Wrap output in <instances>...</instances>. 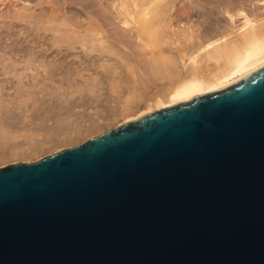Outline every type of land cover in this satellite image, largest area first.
Here are the masks:
<instances>
[{
  "label": "water",
  "instance_id": "1",
  "mask_svg": "<svg viewBox=\"0 0 264 264\" xmlns=\"http://www.w3.org/2000/svg\"><path fill=\"white\" fill-rule=\"evenodd\" d=\"M0 264H264V65L0 167Z\"/></svg>",
  "mask_w": 264,
  "mask_h": 264
},
{
  "label": "bare ground",
  "instance_id": "2",
  "mask_svg": "<svg viewBox=\"0 0 264 264\" xmlns=\"http://www.w3.org/2000/svg\"><path fill=\"white\" fill-rule=\"evenodd\" d=\"M258 2L264 7V0H37L38 11L2 8L1 16L24 19L22 32L32 33L39 49L11 39L17 25L2 22L0 139L11 135L10 118L2 115L11 106L20 109L27 135H41L28 142L30 148L60 133L73 142L100 129L96 121L82 124L81 110L70 125L34 133L40 129L35 120L48 113L59 120L60 111L92 105V115H101V106L111 116L138 99L152 110L236 82L264 65V9ZM83 9L92 18L79 19ZM6 52L30 57L17 68L6 63L12 60ZM88 52L92 68L80 66Z\"/></svg>",
  "mask_w": 264,
  "mask_h": 264
},
{
  "label": "rangeland",
  "instance_id": "3",
  "mask_svg": "<svg viewBox=\"0 0 264 264\" xmlns=\"http://www.w3.org/2000/svg\"><path fill=\"white\" fill-rule=\"evenodd\" d=\"M36 2H37V0H0V10L2 8L7 9V10L10 9L11 11L16 10L20 13L29 12L30 10L38 11L39 5H37ZM259 3H261V5L263 6L262 2H258V4ZM261 5H260V7H262ZM77 6L80 7L79 5H77ZM263 9H264V7L261 8V10H263ZM83 10H84V13L82 10H80L79 19H82V20L85 19L84 21H87L88 17L92 18V16L90 14H88L90 16L87 15V12L85 9H83ZM81 11H82V15L84 14L83 16L81 15ZM86 15L88 17H86ZM3 21L4 22L11 21V22H13V24L17 25L16 28H14L13 31L10 32L11 39L16 38L19 43L21 42L23 45L26 44L33 51H37L39 49V47H37V48L33 47V46H35V43H34L35 38H33L32 33H31V35L28 36L27 34H24L22 32V29L26 23L24 21V19H20V17L14 19L11 16H4L3 17L0 14V25L2 24ZM19 28L21 29V31L18 30ZM0 35L5 36L7 34L3 33V31H1V29H0ZM42 39L43 38H41L39 41H41ZM77 50H78V52H81V50H83V49H81L80 47L77 46V49L75 51H77ZM2 52H3V50L0 51V53H2ZM5 55L6 56L10 55L12 57V60H6V63H8V64L12 63L13 65H16L17 68H23L24 61L30 57L28 55L20 56L19 54L17 55L15 53H10V52H6ZM91 55H92V53L88 52L87 56H89V57H85L86 59H82V61L85 60V61H83L85 63L81 62L80 66H82V65L88 66L89 65V67L91 66V68H92V65H90L92 63H89V62H92V61H89V59L92 60ZM47 57H48V59H53L52 55H48ZM71 59H72V56H70L68 58V61H70ZM86 60H88L89 62ZM36 64H37V62H36ZM87 66H84V67L86 68ZM217 89H219V88H215L214 90H217ZM8 91L9 92L12 91L10 86H8ZM210 91H213V90H210ZM47 102H51V100L48 99ZM177 102H179V101H177ZM175 103L176 102L170 103V104H165L162 107L170 106V105L175 104ZM110 105L115 106L116 103L111 102ZM90 106L89 105L76 106L74 109H71L68 111H60L61 115L59 117L60 118L59 120L51 118L50 117L51 113H48V117L45 120H43L41 122L38 121V119L35 120L34 125H36L40 129H38V132L35 131L34 133H40V134L43 133V134L47 135L49 133L48 128L51 127V129H52V127L56 124H58V126L62 123H67L68 125H70V124H72L71 121L75 117V114H77V113L81 114V110L82 111L85 110L84 112H82V113H85L82 120H81L82 124H84L85 126H88V125L92 124V121H96L99 124L98 128H100V129H96L93 131L90 130L91 132L90 131L86 132V134H84L78 140L73 141V142H70L67 140L65 141V134L60 133V136H55L54 140L50 139L46 143L39 142L35 147H30V148L27 147L28 142L33 141L34 139L38 140L41 137V135H37V134L27 135V133L29 131L27 132L26 129H24V127L21 129V127L23 125L22 122L24 119H23V115H22L19 108L15 107V106H11L10 110L2 111L3 116L10 118L9 119V126H7V127H9V129H11V135H9L5 139H0V143L3 145V148L2 149L0 148V151H3V153L0 152V167L6 166L8 164L18 163V162H26V163L34 162L36 160L41 159L42 157H44L46 155L52 154L53 152H57V151L62 150L64 148H68V147H72V146H76L78 144H81V143L85 142L86 140H88L89 138H91L92 136H95V135L103 132L106 129L113 128L114 126L120 125L126 121L134 120V119L138 118L139 116L143 115L142 113L145 114V113H148V112H151L153 110L158 109L157 107L155 108V106H151L152 110H148L150 108L147 109V107L145 109L144 104H142L141 100L138 99L135 102H133L129 108L122 109L121 107H119L117 113H115L116 115H111V116L105 115L104 109L101 106H99L97 108L101 109V112H100V114L102 115L101 116L98 114L92 115V111H94V109H92V105H90ZM47 107L49 108L48 104H47ZM84 107H86V108H84ZM162 107H159V108H162ZM54 108L56 110H58V107H54ZM129 116H132V117L129 118ZM51 131L52 130H50V132ZM56 140H57V142H56ZM17 146H19V147H17Z\"/></svg>",
  "mask_w": 264,
  "mask_h": 264
}]
</instances>
